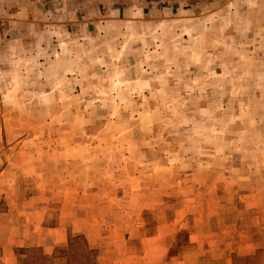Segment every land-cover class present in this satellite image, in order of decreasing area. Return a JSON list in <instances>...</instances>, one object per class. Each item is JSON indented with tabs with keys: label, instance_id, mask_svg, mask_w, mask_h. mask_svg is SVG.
<instances>
[{
	"label": "rangeland",
	"instance_id": "374dc122",
	"mask_svg": "<svg viewBox=\"0 0 264 264\" xmlns=\"http://www.w3.org/2000/svg\"><path fill=\"white\" fill-rule=\"evenodd\" d=\"M118 10L128 18L117 20ZM99 140L119 143L100 148L119 166L144 171L145 158L157 172L163 158L165 171H191L186 160L213 159L211 151L222 160L215 165L234 169L262 159L264 0H0V173L11 166L0 185L15 192L0 215L33 193L35 179L49 178L53 157L66 154L78 171V158L94 149L87 142ZM110 189L97 204L130 210L107 247L114 258L70 230L54 251L7 247L0 264H187L177 255L195 245L189 235L201 217L219 231V249L191 264H264V236L241 253L242 228H220L240 210L193 212L181 189L182 197L143 211L140 194Z\"/></svg>",
	"mask_w": 264,
	"mask_h": 264
},
{
	"label": "crops",
	"instance_id": "0c3cea01",
	"mask_svg": "<svg viewBox=\"0 0 264 264\" xmlns=\"http://www.w3.org/2000/svg\"><path fill=\"white\" fill-rule=\"evenodd\" d=\"M121 12L117 11V20L127 19L128 16H122ZM143 139L145 145L151 143L148 142L147 137ZM118 145L119 143L107 144L101 140L92 141L90 144L87 142L86 147L90 146L94 149L90 155L78 158L77 162H80L79 167L81 166L78 171L73 168L74 163L66 154L60 156L61 158L53 157L54 161L50 162L54 165H50L49 178L43 180L42 177L39 181L35 179L37 188L33 193L19 203L14 202L11 208L0 215V241L3 251L7 247L15 249L34 245L44 248L55 247L65 243L68 232L72 230L85 235L91 246H97L101 242L98 247L103 246L101 248L104 250V256L108 259L114 258V252L111 254L110 248L107 247L115 242V239L111 238L113 231L125 225L122 224L125 219L123 211L130 210H127V205H119L120 203H117V208L97 204L99 199L95 198L101 193L107 194L110 188V190L117 188V192L120 189V192L129 196L140 194L141 198L136 204H139V209L143 211L153 210L163 204L170 195L182 197L181 189L190 192V196H193L192 203H189V199L182 198L183 206L188 205L193 208V212L203 211L212 217L211 211L218 208V205L220 208L224 205L225 210L229 208L233 211L240 210L242 213L240 224L239 220L235 222L229 220V223H224L220 228L226 232L225 228L232 227L233 223L242 228L240 233L242 238L235 247V250L241 253L250 252L245 249L256 247L258 239L264 236V156L255 162L253 160L247 162L244 158L234 169L229 165L224 167L215 165L222 163V160L215 158L216 152L211 151L210 157L213 159L202 158L201 154L194 155L192 159H185L186 162L194 164V167L191 165V171L179 166V171L174 172L165 171L168 165L166 158H163L158 160L163 170L157 172L154 171V163L150 162V158H145L147 163L145 171L136 170L129 169V165L119 166L122 161L117 162V159L121 160V158L116 154L109 156V154L105 155V150L100 151L101 147L111 148ZM15 163L9 161V164ZM91 168L94 171H91ZM10 170L11 166L1 173L8 174ZM75 172L79 174L74 175ZM73 178L77 180L76 185L72 182ZM90 181L92 184H89ZM6 183L3 180L0 185V202H10L15 193L10 188V184ZM20 188L19 185L18 190ZM135 189L139 191L134 192ZM80 194L83 198L75 202L72 195ZM45 197L51 202L46 204ZM133 204L131 207L134 212L136 207ZM183 209L186 210L184 207ZM201 220L202 217L199 218V222L197 219L194 220L189 235V243L195 244L193 248L177 255V259L185 260L187 264H191L190 259L210 257L211 252L217 253L219 249L216 248L219 231L207 230L205 225L202 226ZM134 222V219L129 220L127 226L130 224L135 226ZM236 225L234 226L237 227ZM164 244L169 243L164 240L161 246L163 247ZM166 254L163 255L162 262L163 258L169 257V252Z\"/></svg>",
	"mask_w": 264,
	"mask_h": 264
},
{
	"label": "trees",
	"instance_id": "16d2710c",
	"mask_svg": "<svg viewBox=\"0 0 264 264\" xmlns=\"http://www.w3.org/2000/svg\"><path fill=\"white\" fill-rule=\"evenodd\" d=\"M60 246H61V245H60ZM58 247H59V246L53 248V251H54L56 248H58ZM2 253H3V247H2V243L0 242V254L2 255ZM93 264H95V263L93 262Z\"/></svg>",
	"mask_w": 264,
	"mask_h": 264
}]
</instances>
